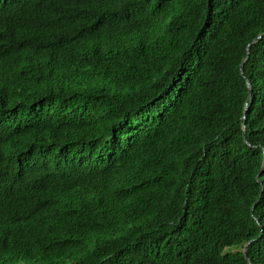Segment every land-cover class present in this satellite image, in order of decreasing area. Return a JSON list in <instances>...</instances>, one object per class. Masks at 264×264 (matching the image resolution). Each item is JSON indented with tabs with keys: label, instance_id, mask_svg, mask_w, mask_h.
Segmentation results:
<instances>
[{
	"label": "trees",
	"instance_id": "16d2710c",
	"mask_svg": "<svg viewBox=\"0 0 264 264\" xmlns=\"http://www.w3.org/2000/svg\"><path fill=\"white\" fill-rule=\"evenodd\" d=\"M253 239L264 264V0H0V264Z\"/></svg>",
	"mask_w": 264,
	"mask_h": 264
},
{
	"label": "clouds",
	"instance_id": "9594fccd",
	"mask_svg": "<svg viewBox=\"0 0 264 264\" xmlns=\"http://www.w3.org/2000/svg\"><path fill=\"white\" fill-rule=\"evenodd\" d=\"M255 241H256V239L250 240L247 243H245L242 247H240L238 250H235V252H241V253H243L245 259L248 261V264H251V262L249 261V256H248V248Z\"/></svg>",
	"mask_w": 264,
	"mask_h": 264
},
{
	"label": "water",
	"instance_id": "95a60500",
	"mask_svg": "<svg viewBox=\"0 0 264 264\" xmlns=\"http://www.w3.org/2000/svg\"><path fill=\"white\" fill-rule=\"evenodd\" d=\"M255 43V41L253 42V44ZM250 47H251V45H249L248 46V54H247V57H246V60H245V62L241 65V68H243L244 67V65H245V63L248 61V59H249V54H250ZM247 85H248V87H249V89H250V93L252 94V87H251V85H250V83H247Z\"/></svg>",
	"mask_w": 264,
	"mask_h": 264
}]
</instances>
